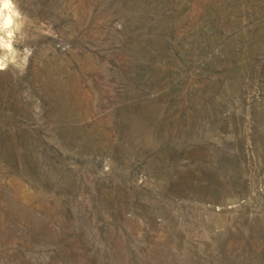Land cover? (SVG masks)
I'll use <instances>...</instances> for the list:
<instances>
[{
  "label": "rangeland",
  "instance_id": "1",
  "mask_svg": "<svg viewBox=\"0 0 264 264\" xmlns=\"http://www.w3.org/2000/svg\"><path fill=\"white\" fill-rule=\"evenodd\" d=\"M0 264H264V0H0Z\"/></svg>",
  "mask_w": 264,
  "mask_h": 264
}]
</instances>
